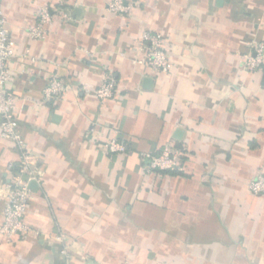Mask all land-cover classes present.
<instances>
[{
  "label": "crops",
  "instance_id": "crops-1",
  "mask_svg": "<svg viewBox=\"0 0 264 264\" xmlns=\"http://www.w3.org/2000/svg\"><path fill=\"white\" fill-rule=\"evenodd\" d=\"M109 1L0 0L16 45L8 88L41 172L32 232L0 236V264H264V195L248 189L264 172V70L242 63L264 41V0H134L128 16ZM44 6L56 19L34 40ZM146 31L164 34L169 73L144 63ZM108 73L117 91L102 103ZM54 76L68 90L46 101ZM113 137L125 154L102 148ZM167 146L186 150L184 171L147 172L141 154ZM18 160L0 129V223Z\"/></svg>",
  "mask_w": 264,
  "mask_h": 264
},
{
  "label": "built area",
  "instance_id": "built-area-1",
  "mask_svg": "<svg viewBox=\"0 0 264 264\" xmlns=\"http://www.w3.org/2000/svg\"><path fill=\"white\" fill-rule=\"evenodd\" d=\"M134 0H110L107 6L109 13L128 16L135 8ZM56 14L49 7L44 6L38 12L37 21L28 28L29 36L34 40H45L49 35V28L54 23ZM139 44L146 52L144 63L151 70L160 73H169L173 64L169 58L166 38L159 32L146 31L139 39ZM15 42L8 29V20L0 8V129L3 138L14 142L19 160L10 163L9 171L12 173L3 211V220L0 223V236L8 242L19 238H26L32 232L31 227L25 222V215L33 199L32 181L39 183L41 172L37 167L36 155L30 150L28 143L21 133L17 113V104L21 100L8 88L12 78L10 66L16 56ZM26 55L31 56L30 50ZM36 62L37 58L31 56ZM243 69L248 71L264 70V41L253 39L249 42V51L242 56ZM68 90L66 81L58 76L52 77L43 90L46 101L59 100ZM117 81L111 74H106L102 84L95 91V96L100 102L116 96ZM28 99L27 97H22ZM102 148L112 154H125L128 151L126 141L113 137L103 142ZM186 150L183 148L165 147L160 153L146 152L141 154V160L147 172H183ZM249 191L256 195H264V172L258 173L248 184ZM56 239L62 244L61 254L69 259L70 242L68 236L61 231Z\"/></svg>",
  "mask_w": 264,
  "mask_h": 264
},
{
  "label": "water",
  "instance_id": "water-1",
  "mask_svg": "<svg viewBox=\"0 0 264 264\" xmlns=\"http://www.w3.org/2000/svg\"><path fill=\"white\" fill-rule=\"evenodd\" d=\"M31 189H35L37 187V182L36 181H32L30 184Z\"/></svg>",
  "mask_w": 264,
  "mask_h": 264
},
{
  "label": "trees",
  "instance_id": "trees-1",
  "mask_svg": "<svg viewBox=\"0 0 264 264\" xmlns=\"http://www.w3.org/2000/svg\"><path fill=\"white\" fill-rule=\"evenodd\" d=\"M170 172V171H169Z\"/></svg>",
  "mask_w": 264,
  "mask_h": 264
}]
</instances>
